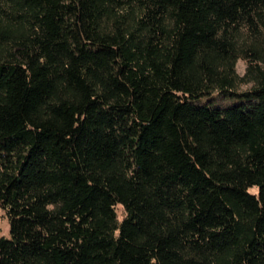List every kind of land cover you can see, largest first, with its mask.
<instances>
[{
	"label": "trees",
	"instance_id": "16d2710c",
	"mask_svg": "<svg viewBox=\"0 0 264 264\" xmlns=\"http://www.w3.org/2000/svg\"><path fill=\"white\" fill-rule=\"evenodd\" d=\"M0 209V264H264V0H0Z\"/></svg>",
	"mask_w": 264,
	"mask_h": 264
},
{
	"label": "rangeland",
	"instance_id": "374dc122",
	"mask_svg": "<svg viewBox=\"0 0 264 264\" xmlns=\"http://www.w3.org/2000/svg\"><path fill=\"white\" fill-rule=\"evenodd\" d=\"M236 72L240 75L244 69V63L241 60H237L235 63ZM204 97V98H203ZM201 103H209L211 105L224 106L227 103V100H223V97L219 94H213L211 96H203ZM116 213L118 217L121 215V208L119 205L115 206ZM0 236H8V222L3 211L0 209Z\"/></svg>",
	"mask_w": 264,
	"mask_h": 264
}]
</instances>
